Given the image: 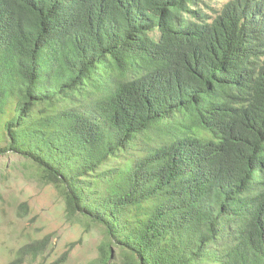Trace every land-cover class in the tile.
<instances>
[{
    "label": "trees",
    "instance_id": "trees-1",
    "mask_svg": "<svg viewBox=\"0 0 264 264\" xmlns=\"http://www.w3.org/2000/svg\"><path fill=\"white\" fill-rule=\"evenodd\" d=\"M9 154L105 228L91 264H264V0H0Z\"/></svg>",
    "mask_w": 264,
    "mask_h": 264
},
{
    "label": "rangeland",
    "instance_id": "rangeland-1",
    "mask_svg": "<svg viewBox=\"0 0 264 264\" xmlns=\"http://www.w3.org/2000/svg\"><path fill=\"white\" fill-rule=\"evenodd\" d=\"M0 196V264H10L22 247L46 236L51 238L46 253L37 260L27 257L23 264H53L67 252L63 264H91L98 257L105 228L69 219L59 189L25 158L0 155Z\"/></svg>",
    "mask_w": 264,
    "mask_h": 264
}]
</instances>
